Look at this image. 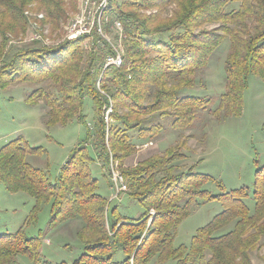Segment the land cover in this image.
<instances>
[{
	"label": "trees",
	"instance_id": "1",
	"mask_svg": "<svg viewBox=\"0 0 264 264\" xmlns=\"http://www.w3.org/2000/svg\"><path fill=\"white\" fill-rule=\"evenodd\" d=\"M33 4L45 13L41 25L53 33L77 9V0H0V92L21 79L37 83V100L42 97L49 108L47 125L80 124L85 137L55 176L28 161L24 140L8 142L0 148V181L9 193L34 199L33 220L48 210L50 227L80 221L81 254L72 263L57 264H254L253 255L264 248V166L251 187L214 194L207 186L215 178L195 167L179 171L181 155L169 147L123 169L137 217L124 212L122 204L112 205L99 192V181L102 177L108 184L111 154L124 163L139 145L166 130L162 119L186 130L197 120L199 107L216 103L214 112L242 114L251 77L264 82V0H113L110 15L124 26L121 67H105L114 54L106 41L92 48L84 38L54 49L40 43L10 48L11 39L26 33L25 13ZM227 40L225 91L217 100L185 94ZM111 104L107 121L105 107ZM213 200L223 210L198 229L189 246H175L177 228L192 208ZM10 223L0 212V264H16L21 255L38 262L42 235L30 236L24 226L15 229Z\"/></svg>",
	"mask_w": 264,
	"mask_h": 264
},
{
	"label": "rangeland",
	"instance_id": "2",
	"mask_svg": "<svg viewBox=\"0 0 264 264\" xmlns=\"http://www.w3.org/2000/svg\"><path fill=\"white\" fill-rule=\"evenodd\" d=\"M79 5L80 0H77L76 11L62 25L60 32L53 33L50 26L41 25L45 13L34 10L38 7L33 4L32 9L29 8L25 13L29 19L26 33L18 39H11L8 46L20 48L37 43L49 49L60 46L71 39L67 36L66 26L79 11ZM235 7L236 5H232L230 9ZM41 13L44 14L42 19L37 16ZM217 26L218 24L209 25L206 29L214 30ZM106 33L110 34L114 42L119 43L118 34L111 22L108 23ZM229 44L227 40L214 53L210 65L197 74L199 82L196 87L185 91V94L217 100L225 91L224 66ZM37 90V83L21 79L13 81L0 92V148L12 140H24L29 146L28 161L34 166L50 168L52 175L55 176L60 166L83 141L85 128L76 123L49 127L47 125L49 108L41 100L42 97L37 100ZM243 105L242 114L239 116H228L224 109L214 112L219 106L218 103L214 107L208 104L205 105L207 108L199 107L197 120L186 130H175L171 128L169 119H162L166 124V130L158 135L159 137L156 136L139 145L124 163L115 160L111 154L109 171L106 172L108 184L100 177L99 192L108 199L113 196L112 205L122 204L124 212L139 216L138 207L133 202L130 203L127 196L129 189L116 193L113 172L123 175V169L135 168L152 156L164 153L169 147H176L181 155L178 161L179 171L195 167L197 172L215 178L216 183L207 186L210 187L211 193L221 194L246 186L251 187L255 172L264 166V82L259 77H251L244 93ZM88 109H86L87 113L90 112L88 119L92 121L94 115ZM90 149H93L92 146ZM98 163L102 166L103 162L101 160ZM103 170L105 172V169ZM27 202L29 203L26 204ZM33 203L34 199L26 193H9L5 189V183L0 181V212H6L7 218L16 225L10 223L15 229L22 225L28 235L36 237L42 235L41 258L38 262L35 263L29 257L21 255L16 264L72 263L82 252V244L76 236L81 226L80 221L70 220L56 228L50 227L48 210L43 215L40 214L38 222L37 218L33 220V216H36L31 212ZM222 210V204L216 200L201 202L194 206L191 214L177 228L174 245L189 246L198 229L207 225ZM151 213L152 219L155 212ZM253 262L264 264V248L253 255Z\"/></svg>",
	"mask_w": 264,
	"mask_h": 264
},
{
	"label": "built area",
	"instance_id": "3",
	"mask_svg": "<svg viewBox=\"0 0 264 264\" xmlns=\"http://www.w3.org/2000/svg\"><path fill=\"white\" fill-rule=\"evenodd\" d=\"M113 0H80L79 11L71 19L67 27V36L69 38H84L88 48L94 47L103 41L108 42L114 54L108 55L105 67H121L124 64L125 48H124V26L118 18L110 15L109 8ZM42 19L44 14H37ZM112 23V27L116 29L119 43L114 42L113 38L108 35V23ZM118 43V44H116ZM106 119L109 121L113 113V105L105 107ZM116 193L127 191L128 185L123 175L114 173ZM113 196H111L112 198ZM110 198V200H111ZM114 198V197H113Z\"/></svg>",
	"mask_w": 264,
	"mask_h": 264
}]
</instances>
